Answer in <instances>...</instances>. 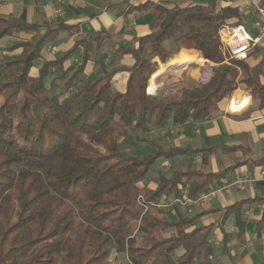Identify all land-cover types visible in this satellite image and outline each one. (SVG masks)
<instances>
[{"label": "trees", "instance_id": "obj_1", "mask_svg": "<svg viewBox=\"0 0 264 264\" xmlns=\"http://www.w3.org/2000/svg\"><path fill=\"white\" fill-rule=\"evenodd\" d=\"M154 8L156 29L137 38V47L126 49L134 63L105 67L102 75L87 79L82 75L90 60L88 37L44 62L38 76L31 77L45 45L61 31L74 34L75 27L57 21L41 34L40 26L28 22L24 13L18 18L0 14V40L31 34L0 56V97L5 96L0 105V264H119L111 257L113 251L126 253L130 264H223L212 241L215 224L197 227L196 216L143 214L137 199L172 198L187 186L190 195L208 191L211 180L227 182V175L244 163L210 173L175 170L170 177L160 171L151 187L153 166L160 157L213 153L217 147L164 148L157 143L149 153L134 155L123 149L122 141L152 130L201 123L239 87L264 104V68L245 59L225 62L220 29L241 24L235 8L218 10L215 2ZM173 38L179 45L172 50L165 43ZM80 45L85 48L83 62L66 69L65 62ZM182 47L198 50L214 63L210 79L191 86L182 79L161 95L148 93L155 60L165 62ZM69 70L75 71L69 76ZM122 70L129 71L125 92L112 84ZM53 73L49 85L46 79ZM257 203L263 206L258 224L264 226V198L223 209L225 251L228 219L236 216L238 238L244 241L247 207ZM137 228L139 233L134 234ZM168 230L172 234L164 236Z\"/></svg>", "mask_w": 264, "mask_h": 264}, {"label": "crops", "instance_id": "obj_2", "mask_svg": "<svg viewBox=\"0 0 264 264\" xmlns=\"http://www.w3.org/2000/svg\"><path fill=\"white\" fill-rule=\"evenodd\" d=\"M211 2L216 3L218 10L225 6L235 8L239 13L241 23L239 25H244L252 34L255 33L252 18L245 9V0H0V14L18 18L24 13L26 14L28 22L40 26L41 34L46 32L48 26L54 27L57 21H62L70 27H75L77 30L74 34L65 30L61 31L54 41L45 45L40 59L32 69L31 77L36 78L38 76L39 69L44 62L58 58L66 50L71 48L76 41L88 37L91 40V45L88 48L90 60L85 69V73L82 75L87 79L92 75H102L105 67L109 69L112 67L130 66L134 63V59L131 54L126 52V49L129 47H137V38L148 35L156 29L157 15L154 8L155 5L159 4L172 8L175 6H206ZM57 9H60L62 14H56L55 11ZM30 38L31 34L24 32L16 34L15 36L4 37L0 42L3 40L7 45H0V49L11 46L19 39L27 40ZM84 50V46L80 45L79 50L74 52L71 58L65 62V68L69 69L73 66L80 65L83 62ZM182 50L198 52L203 58L200 51L182 47L176 50L165 62L168 63L173 60ZM244 59L250 64H259L264 68V48H258L257 51L252 52L250 55L248 54ZM155 61L158 65L154 73L157 72L161 64H166L159 59ZM204 61L207 60L204 59ZM191 65H194V63ZM202 65L203 63L201 65H195L197 67L196 70H198V76L193 72L189 78L184 76L183 72L179 71V68L182 67L181 65H173L170 69L181 72V75L174 74L177 77V81H173L171 84L179 82L182 79L183 81L185 79L187 81L196 80V82L199 79V82H207L211 77L212 70L210 75L208 74L207 78L203 79V77H200L202 74L198 68ZM74 71L69 70L68 75H72ZM55 75L56 73H53L47 77V84L50 85L51 78ZM128 77L129 71L122 70L116 73L112 80L114 89L119 92H125ZM151 77L149 79V85ZM164 77L163 74L157 77L154 85L156 93L150 94L161 95L163 93L165 90L163 88ZM166 77H172V75ZM261 82L264 85V74L261 76ZM59 86H62L61 81L59 82ZM238 91L243 96L248 97L250 103L238 110H234L229 107V101L233 99L235 93ZM147 92L149 93L148 88ZM170 127L176 131L174 133L176 136L170 135L174 136L172 138L173 141L171 140L172 143L165 146L160 140H156L153 142V147L159 143L164 148L189 147L191 149H198L212 146L217 147V150L213 151V153L205 152L204 154L178 155L168 159L160 157L153 166L151 187L156 186L160 171L167 177H170L175 170H196L203 173H210L222 171L238 162L244 164L234 171H231L226 179L230 180L241 174H249L254 180L244 187H231L224 190L205 205H196L185 210L178 209L171 214L169 212L164 213L161 210H153L152 213L160 218L164 216L176 218L177 214L189 217L196 216L195 226L197 227L215 224L212 241L215 242L217 258L223 264H254L264 262V226L258 224L263 208L261 204L257 203L247 207L244 241L238 238L236 216L232 215L228 219L227 224L224 226L230 238L227 241L226 251L223 248L222 241L224 236L220 228V221L225 207L245 199L264 198V163L259 162L264 158V104H262L261 99L253 95L250 90L239 87L231 97L229 96L219 104V110L211 118L193 125L184 124ZM151 132L158 131L152 130ZM158 139H162V137ZM238 145L243 146V148H240L236 152L223 151V147ZM231 155L236 156L234 158ZM226 156L228 158L226 159V163H229V161L231 163L227 167L220 169L218 162ZM189 158L190 162L186 167L174 168L169 175L164 169H156L161 159L165 166L168 162L176 166L182 160L186 161ZM223 184H220L217 180H211L209 190L216 189ZM166 232H171L169 234L171 235L173 231L168 230ZM138 233L139 230L137 228L135 234Z\"/></svg>", "mask_w": 264, "mask_h": 264}, {"label": "built area", "instance_id": "obj_3", "mask_svg": "<svg viewBox=\"0 0 264 264\" xmlns=\"http://www.w3.org/2000/svg\"><path fill=\"white\" fill-rule=\"evenodd\" d=\"M236 1V0H230ZM246 10L252 18V24L255 33L252 34L244 25L227 26L224 25L220 29V37L222 41V50L225 55V62L229 63L232 60H242L256 48H264V4L263 0H245ZM56 14H62L60 9H57ZM54 50V49H53ZM171 127L161 129L162 134L167 133ZM253 178L249 174H241L233 179L228 180L223 185L216 189L199 192L196 195H190L189 187L182 190V194L164 198L160 201H151L139 196L137 205L142 210L143 214L153 210H173L186 209L196 205H205L209 203L216 195L222 193L231 187H244L253 182Z\"/></svg>", "mask_w": 264, "mask_h": 264}, {"label": "rangeland", "instance_id": "obj_4", "mask_svg": "<svg viewBox=\"0 0 264 264\" xmlns=\"http://www.w3.org/2000/svg\"><path fill=\"white\" fill-rule=\"evenodd\" d=\"M165 44L169 49H172V50L176 49L179 45V43L174 38L167 41ZM0 45L4 46L7 44H5V42H3V40H2V42H0ZM3 50L4 49H0V56L3 54ZM202 63H203V65L201 67H198L201 74H202L200 77H203V79H206L208 74L210 75V72L212 70L211 67L214 65V63L209 62V61H204ZM195 65H199V64L194 63V65L190 64L188 67H184V68L181 67V68H179V71L183 72V75L188 77V78L190 77L191 73H193V72L196 74V76H198V72H197L198 70H196L197 67ZM164 76H165L164 82H163L164 83L163 84L164 89H166L167 86L171 84V82L177 81V77L175 75H172V77H166V76H171V75H164ZM199 81L200 80L198 79V82ZM183 82L185 83V85L191 86L192 84H194L196 82V80L187 81V79H185V81H183ZM149 87L150 88L152 87V90L149 89V92L156 93V88H154V86H151V83H150ZM232 94L230 95V97L232 96ZM4 99H5V96L0 97V105L4 102ZM174 133H176V131H174V128L169 129L168 132L164 133V134H161V133L159 134V131L153 132V133L152 132L142 133V134H139L137 136H133L131 138L124 139L122 141V147L124 150H126L130 154L144 155V154L149 153L150 149L154 146L153 142L156 140L157 141L160 140V142L165 146H168L169 144H171L173 141L172 138L174 136H176V135H174ZM170 135H174V136H170ZM159 137H162V139H158ZM231 156L235 158L236 155H231ZM226 159H228L227 156L225 158H223V160H219L218 166L220 169L227 167L231 163L230 161H229V163H226L227 162ZM189 162H190V158L187 159L186 161L182 160L176 166H173L171 162H168V164L165 166V165H163L164 162L161 159L160 162H158L159 164L156 167V169H164L165 172L169 175L174 168L186 167L189 164ZM186 209H189V208H186ZM158 211H160V210H158ZM161 211L164 213L169 212V214L173 213V211H171V210H169V211L161 210ZM170 233L171 232H166V233H164V236H168ZM111 257L112 258L117 257L119 264H130L128 261V258L126 256V253L113 251Z\"/></svg>", "mask_w": 264, "mask_h": 264}, {"label": "bare ground", "instance_id": "obj_5", "mask_svg": "<svg viewBox=\"0 0 264 264\" xmlns=\"http://www.w3.org/2000/svg\"><path fill=\"white\" fill-rule=\"evenodd\" d=\"M202 62H204V58H202L198 52H189V51L182 50L175 56L173 60H171L170 62L166 64H161L159 66V69L157 70V72L154 73L151 77V80H150L151 86L155 85L156 79L159 75H162L165 71L170 69L173 65L178 64V65H181L182 67H188L190 64H193V63L201 64ZM149 89L152 90V87L151 88L148 87V91ZM149 93H152V92H149ZM249 101L250 99L248 97L243 96L238 91L235 93L233 99H230L229 107L231 109L238 110L244 107L245 105H247L248 103H250Z\"/></svg>", "mask_w": 264, "mask_h": 264}, {"label": "water", "instance_id": "obj_6", "mask_svg": "<svg viewBox=\"0 0 264 264\" xmlns=\"http://www.w3.org/2000/svg\"><path fill=\"white\" fill-rule=\"evenodd\" d=\"M178 75V76H180L181 75V72H179V71H174V70H172V69H168L167 71H165L164 73H163V75Z\"/></svg>", "mask_w": 264, "mask_h": 264}]
</instances>
